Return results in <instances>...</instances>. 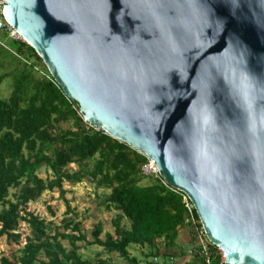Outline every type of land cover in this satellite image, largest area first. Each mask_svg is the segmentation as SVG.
I'll return each instance as SVG.
<instances>
[{
	"label": "water",
	"instance_id": "obj_1",
	"mask_svg": "<svg viewBox=\"0 0 264 264\" xmlns=\"http://www.w3.org/2000/svg\"><path fill=\"white\" fill-rule=\"evenodd\" d=\"M83 119L152 160L228 264H264V0H6Z\"/></svg>",
	"mask_w": 264,
	"mask_h": 264
},
{
	"label": "trees",
	"instance_id": "obj_2",
	"mask_svg": "<svg viewBox=\"0 0 264 264\" xmlns=\"http://www.w3.org/2000/svg\"><path fill=\"white\" fill-rule=\"evenodd\" d=\"M19 44L20 48L0 44V67L11 66L10 72L0 73V244L3 237L8 243L19 244L21 223L29 234L21 248L0 257V264L108 263L106 258H84L78 242L100 246L98 256L118 254L132 264H140L130 255L133 245L145 248L144 264H169V257L175 256L169 254L172 250L188 255L176 244L186 227L191 228L190 243L194 245L196 240L181 193L160 175L143 172L148 162L145 155L84 122L77 102L64 94L37 52L27 43ZM6 78H11L12 90L4 98L1 85ZM73 165L77 169L73 170ZM42 167L52 176L41 178L37 172ZM86 177L96 189L107 191L99 205L116 212L114 236L107 233L102 239L103 226L97 222L89 240L82 220L67 200L65 216L58 225L28 210V204L45 190L58 189L64 195L65 181L75 184ZM155 258L160 262H153ZM187 264H204V260L189 256Z\"/></svg>",
	"mask_w": 264,
	"mask_h": 264
},
{
	"label": "rangeland",
	"instance_id": "obj_3",
	"mask_svg": "<svg viewBox=\"0 0 264 264\" xmlns=\"http://www.w3.org/2000/svg\"><path fill=\"white\" fill-rule=\"evenodd\" d=\"M0 43L5 48H20V42L14 41L7 36L3 30L0 29ZM10 68H1L0 73L10 72ZM11 78L4 79L1 85V95L4 98H7L11 93ZM69 124H66L65 127H68ZM73 170L77 169V166H71ZM38 175L45 179L51 177V171L45 167H42L38 170ZM144 182H147L146 180ZM143 182V183H144ZM63 188L65 190L64 195H60L58 189L53 191L45 190L41 197L34 202L28 204V210L35 212L40 217L46 219L47 221H53L54 224L58 225L61 223L62 218L65 216L66 211V200L69 202L71 208L75 210L78 214L77 219L82 220L83 229L87 233L88 239L91 240V230L92 225L97 222H101L103 226V232L101 238L104 239L107 233L115 235V227L112 224V219L115 217L116 212L114 210L107 211L105 208L99 205V202L103 196L104 191L102 189H96L95 185L88 179L84 178L81 182L71 184L67 181L63 183ZM124 225H129L127 219H123ZM190 230L191 228L186 227L182 229L179 233L178 239L176 241L177 246L183 247L187 251L192 244L190 243ZM19 232L22 233V239L19 244L8 243L6 238L3 237L0 244V257L2 255L9 256L12 251H15L21 248L24 244V237L29 234V229L26 224L21 223ZM63 244L66 248H69L67 240L63 241ZM81 246L80 252L83 254L84 258L96 260L97 258L108 259V263L115 264H132L129 260L121 258L118 254H102L97 255V252H100L102 248L97 245L87 246L83 242H78ZM161 251L164 252V245L160 244ZM130 255L135 257L140 264H144V257L142 252L145 251L144 247L133 245L129 248ZM178 251L172 250L169 251V254L175 255L173 264H187L189 256H181L177 254ZM153 262H160V259H153ZM160 264H162L160 262Z\"/></svg>",
	"mask_w": 264,
	"mask_h": 264
},
{
	"label": "built area",
	"instance_id": "obj_4",
	"mask_svg": "<svg viewBox=\"0 0 264 264\" xmlns=\"http://www.w3.org/2000/svg\"><path fill=\"white\" fill-rule=\"evenodd\" d=\"M4 3H6V0H0V29L3 30L5 33H7V36L12 40L21 43H27L24 37L5 19L3 13ZM0 43L2 42L0 41ZM84 122L86 121L84 120ZM91 125L97 130H102L101 128L96 127L93 124ZM142 170L146 175H155V176L159 175L157 166L150 159H148V162L145 165H143ZM177 191L180 192L182 195L186 207L187 221L194 226L196 233V240L194 242V245H192L187 250V254L189 256L197 255L202 257L204 260V264H215L213 262L214 259H217L216 264H228L226 261L225 253L219 247L213 245L207 239L205 231L201 225L199 218H196V215L194 213L195 209L189 198L183 192L179 190ZM155 259L157 260V258ZM174 260L175 258L173 256L169 257L168 259L169 264H173Z\"/></svg>",
	"mask_w": 264,
	"mask_h": 264
}]
</instances>
